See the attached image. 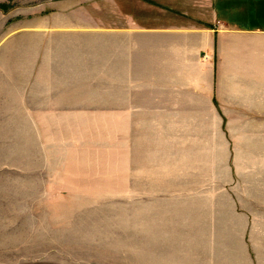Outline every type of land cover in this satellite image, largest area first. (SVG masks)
Returning a JSON list of instances; mask_svg holds the SVG:
<instances>
[{"label":"rangeland","instance_id":"obj_1","mask_svg":"<svg viewBox=\"0 0 264 264\" xmlns=\"http://www.w3.org/2000/svg\"><path fill=\"white\" fill-rule=\"evenodd\" d=\"M63 1L0 0V264H264V113L158 114Z\"/></svg>","mask_w":264,"mask_h":264},{"label":"crops","instance_id":"obj_2","mask_svg":"<svg viewBox=\"0 0 264 264\" xmlns=\"http://www.w3.org/2000/svg\"><path fill=\"white\" fill-rule=\"evenodd\" d=\"M109 7L114 21L93 18V34L107 37L125 81L143 84L136 91L168 100L158 114L184 122L219 116L217 106L227 116L264 113V0H109ZM254 89L259 102L239 96Z\"/></svg>","mask_w":264,"mask_h":264}]
</instances>
